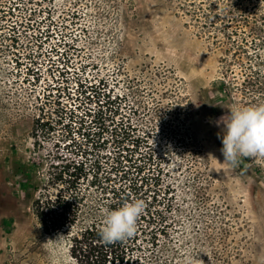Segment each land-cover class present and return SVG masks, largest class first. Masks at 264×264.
Segmentation results:
<instances>
[{
  "label": "rangeland",
  "instance_id": "obj_1",
  "mask_svg": "<svg viewBox=\"0 0 264 264\" xmlns=\"http://www.w3.org/2000/svg\"><path fill=\"white\" fill-rule=\"evenodd\" d=\"M163 2L51 0L37 9L46 13L53 7L57 21L65 17L69 23L64 39L74 48L61 47L74 55L67 77L108 80L121 97L123 115L155 133L166 180L175 189L171 217L176 228L148 253L147 263L264 264V156L224 161L214 123L230 109L263 105L264 77L246 82L243 68L235 64L234 98L216 105L214 86L228 85L232 75L223 76V64L210 45L180 39L181 30L164 20ZM42 17L38 12L37 19ZM16 73L12 56L0 53V264H77L64 234L42 231L19 181L22 166L32 170L29 161L47 169L58 156L80 159L92 147L77 135L76 125L72 133L60 124L49 137H31L35 97L43 96L46 82L23 87V75ZM25 101L29 104L23 107ZM62 102L68 108L78 103L67 97ZM55 107L50 103L47 110ZM95 153H113V147L98 146ZM90 191L98 198L95 187Z\"/></svg>",
  "mask_w": 264,
  "mask_h": 264
},
{
  "label": "trees",
  "instance_id": "obj_2",
  "mask_svg": "<svg viewBox=\"0 0 264 264\" xmlns=\"http://www.w3.org/2000/svg\"><path fill=\"white\" fill-rule=\"evenodd\" d=\"M45 1L51 0H0V53L12 56L16 74L23 75V87L46 82L43 96L35 97L38 113L28 134L49 137L60 124L72 133L76 125L86 145L94 150L112 145L113 153L84 149L80 159L58 156V162L47 169L29 161L32 170L21 168V191L31 198L32 213L42 231L66 236L77 264H148V253L156 251L161 239L176 228L171 217L175 189L166 180L168 171L153 140L155 133L123 115L121 97L114 94L108 80L67 77L74 55L62 52L61 47L74 48L64 39L69 23L65 17L57 21L53 7L46 13L38 11L37 5ZM162 8L164 20L181 30L180 39L210 45L223 64V76L232 75L228 85L220 81L214 86L216 105L234 98L238 89L235 64L243 68L246 82L264 77V0H165ZM38 12H42L41 19H37ZM57 32L61 37L53 43ZM64 82L67 85L62 88ZM73 82L76 89L70 90ZM63 97L78 103L68 108ZM250 100L258 105L253 97ZM260 100L264 105V99ZM50 103L56 106L54 111L47 110ZM28 104L25 101L23 107ZM66 116L68 122H63ZM20 118L27 119L23 114ZM93 187L98 198L90 191ZM136 199L143 200L144 209L134 235L104 242L100 230L105 210Z\"/></svg>",
  "mask_w": 264,
  "mask_h": 264
},
{
  "label": "clouds",
  "instance_id": "obj_3",
  "mask_svg": "<svg viewBox=\"0 0 264 264\" xmlns=\"http://www.w3.org/2000/svg\"><path fill=\"white\" fill-rule=\"evenodd\" d=\"M214 123L219 128L217 137L222 143L220 152L224 161L234 163L238 157L264 156V105L230 109ZM143 209L144 202L140 199L115 210L106 209L101 239L113 243L134 235Z\"/></svg>",
  "mask_w": 264,
  "mask_h": 264
}]
</instances>
